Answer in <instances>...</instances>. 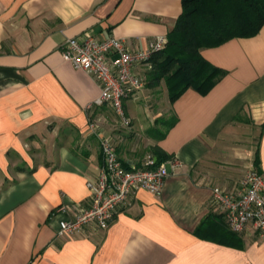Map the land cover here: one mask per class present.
<instances>
[{"label":"crops","instance_id":"0c3cea01","mask_svg":"<svg viewBox=\"0 0 264 264\" xmlns=\"http://www.w3.org/2000/svg\"><path fill=\"white\" fill-rule=\"evenodd\" d=\"M182 10V0H0V264H264V240L226 238L212 204L214 188L236 192L257 160L264 174V26L202 51L224 72L205 95L171 103L163 81L158 101L146 84L124 102L129 127L110 107L87 111L100 86L62 56L85 34L146 50ZM150 68L137 69L146 82ZM91 118L125 166L158 162V148L160 164L181 167L161 197L139 191L107 230L58 236L57 209L87 210L86 183L104 163Z\"/></svg>","mask_w":264,"mask_h":264},{"label":"built area","instance_id":"2783aa9c","mask_svg":"<svg viewBox=\"0 0 264 264\" xmlns=\"http://www.w3.org/2000/svg\"><path fill=\"white\" fill-rule=\"evenodd\" d=\"M167 43V36H160L146 50H131L122 40L112 36L99 39L85 34L81 38L68 39L62 56L76 70L91 75L100 86L99 98L87 107V111L110 107L122 124L129 127L131 120L125 113L124 102L146 87V79L137 69L150 66L152 56L162 52ZM89 129L100 142L104 163L97 177L86 183L90 193L87 210L73 215L66 206L57 209L56 214L65 215L59 222L58 236L76 235L90 225L107 230L139 191L161 197L170 172L181 167L178 160L170 161L168 166L157 164L152 155L147 156L140 167H127L111 139L103 135L92 118ZM212 204L221 212L232 233L247 239L258 234L264 240V174L256 167L245 172L236 192L214 188Z\"/></svg>","mask_w":264,"mask_h":264},{"label":"trees","instance_id":"16d2710c","mask_svg":"<svg viewBox=\"0 0 264 264\" xmlns=\"http://www.w3.org/2000/svg\"><path fill=\"white\" fill-rule=\"evenodd\" d=\"M182 13L168 34L166 48L149 61V87L166 84L174 103L187 90L207 94L221 79L223 70L203 56L204 49L217 48L233 39L252 38L264 26V0H182ZM175 124L173 120L168 127ZM158 162L168 156L155 148ZM255 167L259 170L258 160ZM260 171V170H259ZM226 238L237 237L222 223Z\"/></svg>","mask_w":264,"mask_h":264},{"label":"rangeland","instance_id":"374dc122","mask_svg":"<svg viewBox=\"0 0 264 264\" xmlns=\"http://www.w3.org/2000/svg\"><path fill=\"white\" fill-rule=\"evenodd\" d=\"M163 84L164 83L162 82L160 86L155 89L157 92L156 98L158 99V101H161L163 98V91L165 88ZM173 120H174V117L171 114L166 113L165 115H163V124L167 125L168 123H171Z\"/></svg>","mask_w":264,"mask_h":264}]
</instances>
